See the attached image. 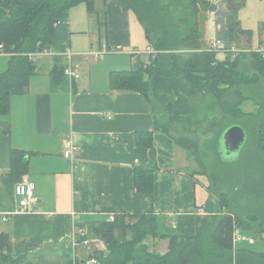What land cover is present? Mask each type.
I'll list each match as a JSON object with an SVG mask.
<instances>
[{"label": "crops", "instance_id": "obj_1", "mask_svg": "<svg viewBox=\"0 0 264 264\" xmlns=\"http://www.w3.org/2000/svg\"><path fill=\"white\" fill-rule=\"evenodd\" d=\"M222 6L220 10H225ZM210 13L213 24L208 33L216 39L215 17ZM67 18L66 48L73 54L79 77L53 83L50 71L55 56L37 55L38 70L26 91L12 95L9 114L0 117V214L10 217L2 221L0 216V233H9L14 255L25 254L28 261L44 264L85 261L91 244L105 251L91 224L107 219L106 207L127 213L149 211L180 235L199 234L207 215L208 179L186 171L181 147L167 134L153 131V112L145 96L109 84L111 71L133 67L132 54L143 60L139 50L146 51L148 41L141 24L119 0H95L94 13L84 2L78 3L68 9ZM209 43L201 40V47L206 49ZM103 44L121 46L104 54L130 51L119 60L106 56L99 61L101 55L96 58L94 52ZM250 44L246 50L260 47L252 49ZM216 55L223 60L227 53ZM58 56L65 66V58ZM6 68L7 54L2 53L0 72ZM142 131L152 132L153 137L157 169L151 194L137 192L133 181L134 166L151 161L150 150L136 143L135 135ZM68 139L78 146L73 160L63 155ZM13 149L26 152L23 175L8 174ZM24 179L33 184L37 204L34 211L20 213L14 188ZM199 208L204 213H198ZM148 241L150 251L168 250V239Z\"/></svg>", "mask_w": 264, "mask_h": 264}, {"label": "trees", "instance_id": "obj_2", "mask_svg": "<svg viewBox=\"0 0 264 264\" xmlns=\"http://www.w3.org/2000/svg\"><path fill=\"white\" fill-rule=\"evenodd\" d=\"M119 1L133 12L148 45L156 52L148 54L146 60L132 54L135 61L131 69L110 72V87L139 92L146 97L153 112V131L172 136L171 123L182 122L187 132L179 141L172 137L200 167L201 170L191 172L193 175L207 174L208 166L204 161L209 144L215 146L217 155L227 162L229 170L225 171L221 184L216 185V192L208 179L209 197L204 204L207 215L199 234L180 235L166 226L163 217L149 211L127 213L106 207L107 213H114V220L107 216L91 224L92 231L99 235L106 249L92 252L88 259L94 258L97 264H264V251H250L235 247L233 243L236 228L258 234L264 232V210L242 212L235 207L236 197L231 196L233 192L244 197L240 190L254 186L240 183V170L247 165L251 168L255 159L264 166V120L248 128L250 115L240 110L244 99L253 98L259 106V114H264V97L255 100L246 86L264 75V22L261 50H246L252 32L243 29L237 19L244 0H222L225 10L218 9L210 0ZM81 2L86 4L89 13L95 12V0H0V52L7 54V68L0 72V117L9 114L11 96L26 91L30 77L38 70L37 54L49 47L56 52L67 49L68 9ZM204 11L214 14L216 39L225 49L233 46L246 51L236 53L233 58L232 53H227L219 60L216 51L203 49L198 21ZM248 57L258 72L254 78L240 66ZM53 61L52 82L65 83L67 76L62 57L55 56ZM198 122H207L211 128L222 125L212 139L214 136L195 127ZM232 124L242 126L247 135L253 132L248 164L239 155L230 158L221 152L220 138ZM135 137L138 146L150 150L151 161L148 165L134 166V187L139 193L151 194L153 174L157 169L153 160L152 132H137ZM26 171V152L13 149L8 174L23 175ZM231 175L234 182H231ZM252 192L264 197V186ZM148 236L168 239V250L163 254L150 251L144 243ZM25 258V254H13L9 233L1 232L0 264H31L25 262Z\"/></svg>", "mask_w": 264, "mask_h": 264}, {"label": "rangeland", "instance_id": "obj_3", "mask_svg": "<svg viewBox=\"0 0 264 264\" xmlns=\"http://www.w3.org/2000/svg\"><path fill=\"white\" fill-rule=\"evenodd\" d=\"M218 9L223 8V1L222 0H210ZM84 5V4H83ZM81 5V6H83ZM211 11H204L199 15V27L202 31V38L201 40H205L207 42H210L207 47H210V44L215 41L213 37L208 33L209 26L213 24V18L212 14L210 13ZM237 17L241 21V24L243 28H249L252 31V37H251V48L252 49H257L260 41L263 39V34H262V24L264 22V0H244V5L241 6L239 11L237 12ZM96 43V42H95ZM96 48V47H94ZM130 50H125L124 48L122 49L121 53H106L102 54L100 57L101 61L103 58L106 56H109L113 60H119L120 56L123 55L124 53L129 54ZM246 51V50H245ZM240 51H237L238 53ZM243 52V51H241ZM139 53L141 54V58L143 60L147 59V53L145 50H139ZM235 53V54H236ZM233 54V53H232ZM233 54L231 55L232 58L236 55ZM102 58V59H101ZM242 70L246 71L249 77H253L255 74H258L257 69L255 66L252 65L251 63V58H245L244 61L240 64ZM259 79H255L253 82L250 84L246 85L248 86V94L250 96L255 97V100L262 99L264 97V75H260ZM244 88V86H243ZM235 99H239L236 97ZM240 110L242 111L243 114L250 115V121L251 124L247 125L248 128H251V126L258 125L260 121L264 120V114H259V106L255 103L254 99H244L240 103ZM222 124H218L214 128H211L207 122H198L195 124L196 128H199V130L204 133V134H210V137L212 139L215 138L219 128L221 127ZM169 132L171 135L177 139V141L181 140V138L185 135V132H187V128L182 124L181 121H175L171 123L169 126ZM253 133V132H252ZM251 134L246 136V140L243 143V145L240 147V149L236 152L241 160L243 158L246 160V163H249V159H251V151H252V140L253 138L251 137ZM212 135V136H211ZM169 136V135H168ZM172 136H169L173 138ZM222 144V140H221ZM183 154L185 157V166L186 171L189 173L192 172L193 170H198L200 167L196 163V160L194 157L191 155L189 156L188 153L183 149ZM206 155H208L205 159V164L208 166L206 169L207 174H202L198 173L200 177L204 176L205 178L209 179L211 187L213 192H216V185H220L222 181V177L224 174H226V170H229V165L227 162H223V160L220 158V156L217 155L215 151V146L213 147L211 144H209L207 150H205ZM224 157H226L224 155ZM263 158V157H262ZM261 161L255 159V163L251 168L248 167V165L243 169L239 171V180L240 183L243 185H254L251 189H245V190H240V193L245 194L244 197H240V194H236L232 192V197H236L235 207H239V209L242 212H247V213H254L257 210L263 211L264 210V197L263 196H257V193L252 192V190L258 186H264V166ZM201 170V169H200ZM248 174V175H247ZM242 175H244L242 177ZM207 176V177H206ZM235 180L233 179V175H231V182H234ZM231 186L229 185V188ZM238 231V234L242 237L245 238H252L253 243H248V241H243V242H238L235 244V247H243L246 248L247 250H253L256 252H261L264 251V232H261L260 234L255 233L253 231H248V230H242L239 228H236ZM151 238H154L152 236H148V242H150ZM144 243L146 244V240H144ZM98 251L99 250V245L97 244H91L90 248V254L93 251ZM153 251V250H152ZM25 262H27V259H24ZM29 262V261H28ZM31 264H40L39 261H32L29 262Z\"/></svg>", "mask_w": 264, "mask_h": 264}, {"label": "built area", "instance_id": "obj_4", "mask_svg": "<svg viewBox=\"0 0 264 264\" xmlns=\"http://www.w3.org/2000/svg\"><path fill=\"white\" fill-rule=\"evenodd\" d=\"M1 49V46H0ZM208 50H214L216 52L222 51L225 53H233L235 54L237 51H245L244 49H237L235 47H230L225 49L223 47V44L221 41L215 39L210 44V47L207 48ZM121 50V46L117 45L114 48H107L106 44H103V49L97 52H94L95 57H99L100 55L104 54L105 52H117ZM257 50H261L258 48ZM147 54L153 55L156 51L153 49L151 45H148L145 51ZM2 54V52H0ZM37 55H49V56H58L61 55L65 58L66 64L64 69V74L69 79V82H72V80L77 79L79 77V73L77 70V65H75L73 60V54L68 49L62 52H56L53 47H49L47 50H43L39 52ZM65 150L63 152V155L68 158L69 160H73L75 155L78 152V146L76 143H74L72 140L68 139L64 143ZM14 195L17 198V211L20 213H27L32 212L35 210V206L37 204V197L35 195V189L33 184L24 179L17 183L14 188ZM198 213H204L202 208L197 209ZM2 221H9L10 217L8 214H0ZM108 219L114 220V213L110 212L108 213ZM248 241V243H253L252 238H245L238 234V231L235 229L233 233V243L234 245L238 242ZM88 241L84 240V243L87 244ZM71 264H97V261L94 258H89L85 261H73Z\"/></svg>", "mask_w": 264, "mask_h": 264}, {"label": "water", "instance_id": "obj_5", "mask_svg": "<svg viewBox=\"0 0 264 264\" xmlns=\"http://www.w3.org/2000/svg\"><path fill=\"white\" fill-rule=\"evenodd\" d=\"M246 136L244 128L239 124L228 126L220 138V141L222 140L221 152L226 157L235 158L238 155L236 152L245 142Z\"/></svg>", "mask_w": 264, "mask_h": 264}]
</instances>
